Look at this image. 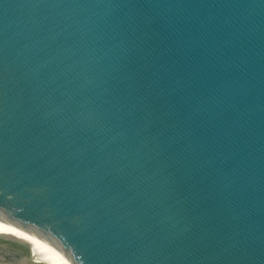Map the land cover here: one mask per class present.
Instances as JSON below:
<instances>
[{"label":"water","instance_id":"95a60500","mask_svg":"<svg viewBox=\"0 0 264 264\" xmlns=\"http://www.w3.org/2000/svg\"><path fill=\"white\" fill-rule=\"evenodd\" d=\"M0 219L73 264H264V0H0Z\"/></svg>","mask_w":264,"mask_h":264},{"label":"bare ground","instance_id":"6f19581e","mask_svg":"<svg viewBox=\"0 0 264 264\" xmlns=\"http://www.w3.org/2000/svg\"><path fill=\"white\" fill-rule=\"evenodd\" d=\"M0 233L25 240L29 246L28 257L20 264H73L55 245L35 232L12 222L0 219Z\"/></svg>","mask_w":264,"mask_h":264}]
</instances>
